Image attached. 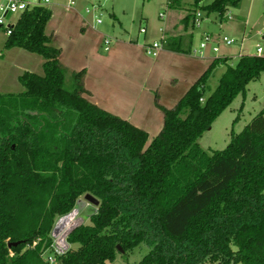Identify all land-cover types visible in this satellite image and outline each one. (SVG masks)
<instances>
[{
  "label": "trees",
  "instance_id": "trees-1",
  "mask_svg": "<svg viewBox=\"0 0 264 264\" xmlns=\"http://www.w3.org/2000/svg\"><path fill=\"white\" fill-rule=\"evenodd\" d=\"M240 1L201 10L223 19ZM50 18L47 8L23 13L4 43L43 61L41 74L18 77L21 93L0 94V264H47L55 220L85 195L99 204L69 234L58 264H107L117 246L126 253L141 244L149 252L139 264H264V107L222 151L197 144L264 74V57L214 59L172 109L155 95L163 126L146 146V132L86 98L85 70L65 68L45 34ZM180 40H161L162 48L181 52Z\"/></svg>",
  "mask_w": 264,
  "mask_h": 264
},
{
  "label": "rangeland",
  "instance_id": "rangeland-1",
  "mask_svg": "<svg viewBox=\"0 0 264 264\" xmlns=\"http://www.w3.org/2000/svg\"><path fill=\"white\" fill-rule=\"evenodd\" d=\"M49 1L50 4L58 2L61 5H66L68 2V0ZM74 1L76 3V7L74 8L79 12L78 14L82 19H86L87 21L92 19L93 23L95 17L101 19L102 25H95L97 28L94 31L107 35L114 40L119 39L132 43L138 42V44H143L145 42L149 44H152V42H159L161 36L159 30L164 27V23L165 25L175 24L177 28L182 29L185 26V23L182 21L185 16L194 15L195 19V14L200 13L201 22L199 27L192 26L191 22L188 23V25H190L189 31L192 35L191 52L189 55H174V57L172 56V59L175 62L172 63L171 61H163V54H160L157 58L146 56L144 58L140 52L137 56L135 55V58H132L128 62L131 67L140 63V67H137L136 69L144 67L146 72L153 74L152 77L150 74V78L145 82L146 86H150L156 82H162V86L158 90L159 93L167 89L172 92L171 99L167 101H172L174 92L179 94L182 91L183 86H185V83H191L200 75L192 69L194 61L203 60V62H200L203 68L202 73L208 68V63H205L204 61V57L208 51L210 56H222V58H227L231 65L235 64L239 49L241 50V54H245L244 56L264 57V39L263 36H261V31L264 29V0H241L239 7L236 9H229L225 13L223 19L216 14L206 15L205 12L201 10V7L209 5L213 0H198L197 3L195 0H172L174 3L172 7L169 5V0ZM92 6H98L96 12H93V14H85V7L91 9ZM62 9L63 8H60L61 15L72 14V12ZM160 14L164 15L163 19L159 18ZM238 16H241L243 19H248V26L246 29L244 26V31H242V33L241 31L238 33L235 30V22L237 20H234L235 17ZM16 17L17 16H9L6 17V20L8 22H14ZM141 28L146 30V35L140 33ZM204 30L208 32L206 33L208 35H218L220 38L226 36L234 39L235 43L227 46L219 41L217 44L219 51L218 53H213L210 50L212 44L205 42L204 40ZM242 36L244 38L243 41L241 39ZM6 38L7 35L5 31L0 28V84L2 82L8 83L5 87L0 88V90L21 92L23 91V88L15 79L16 74H21V65H19L20 61L14 59L15 57L11 55V52L4 48ZM115 42L116 41H114V44ZM201 43H205L206 48L201 50ZM257 48L262 50L260 55H256ZM199 50L202 51L203 56L197 55ZM31 55L41 63L39 66L30 70L33 73L41 74V64L43 60L35 54ZM169 65L176 67L177 70L169 69ZM225 68L226 66L222 64L212 71L206 84L207 88L205 97L216 88L218 80L223 74ZM200 70L202 69L199 68V71ZM191 71L192 73L189 76V80H187V77L185 76ZM174 75L177 76L172 79ZM9 79H11V81L14 80V82H9ZM171 79H177V85L171 86L168 84V81ZM141 82L142 81H139L138 84H141ZM15 84L18 88L15 87ZM263 107L264 74H261L257 79L247 85L244 95L238 94L230 106L213 122L211 127L203 133L201 138L197 141L198 146L207 153L222 151L230 141L231 132L238 134L251 118H253V116H255ZM154 137L155 135H148L147 143H150ZM96 208L95 205L86 201L83 196L77 199L73 210L78 213L79 217L84 222L87 223L89 216L95 213ZM54 229L56 228L53 227V230ZM148 252L149 248L146 245L141 244L132 251L117 253L115 260L107 264H139Z\"/></svg>",
  "mask_w": 264,
  "mask_h": 264
},
{
  "label": "crops",
  "instance_id": "crops-1",
  "mask_svg": "<svg viewBox=\"0 0 264 264\" xmlns=\"http://www.w3.org/2000/svg\"><path fill=\"white\" fill-rule=\"evenodd\" d=\"M71 1L74 2L73 6H70ZM172 6L173 4L170 3V7ZM74 7H76L74 0H68L66 5H61L58 2L50 4L49 1V5L46 7L51 12V18L45 27V34L50 38V44L61 50L59 57L61 64L69 71L79 72L85 70L84 87L87 91L86 98L90 102L106 112L129 122L136 128L143 130L147 135L157 136L163 126V114L155 105V95L157 96L156 102L159 106L165 109H172L180 98L184 96L189 87L203 74L202 64L200 63L203 62V60L194 61L192 65V69L200 75L191 83H185V86H183L179 94L174 92L172 101H167L172 97V92L167 88H165L167 90L159 93L158 90L162 86V82H156L150 86L145 85V82L150 78V74L151 77L153 76L152 73L146 72L144 67L136 69L140 67V63L131 67L128 62L132 58H135V55L137 56L140 52L144 58L145 56L157 58L160 54H163V61H171L172 63L175 62L172 59L174 55H189L191 52L192 36L189 31L190 25L185 23L184 28L181 29L177 28L175 24L165 25L164 23V27L159 30L161 33L159 42L165 39L180 37V46H177V48H180L181 52H171L161 48L152 56L146 53L145 48L151 47L154 42H152V44L147 42L138 44V42L132 43L119 39L114 40L107 35L97 33L94 31L97 28L95 26V21L93 23L92 19L90 21L82 19L78 14L79 12ZM60 8L72 12V14L61 15ZM234 21H236L235 30L238 33H240L239 31L242 33V31H244V26L245 29L248 26V19H243L241 16L235 17ZM99 25H102V21ZM144 31V33H140L146 35V30L144 29ZM206 33L208 32L204 30L203 35ZM216 37H218V35ZM241 39L242 41L244 40L243 36ZM105 41H108L107 45H105ZM114 41H116L115 44ZM215 41L218 42V39L215 38ZM8 51L15 57L14 59L20 61L21 74L15 75L16 82H18V77L20 75L24 72L33 73L30 69H34L41 63L38 59L24 50L13 48ZM244 55L245 54H241V50L239 49L237 60L240 56ZM216 58H222V56H210L208 51L204 57V61L208 63L209 66ZM227 65H231V63L227 62ZM168 68L177 70V68L172 65H169ZM199 68L202 70L199 71ZM191 73L192 71L188 73L189 75L187 74L185 76L187 80H189ZM176 76L177 75H174L172 79ZM172 79L168 81V84L171 86L177 85L178 80ZM139 81H142L141 84H138ZM9 82H14V80L11 81V79H9ZM7 84L6 82H2L0 88L5 87ZM15 87L18 88L16 84ZM21 92L0 90V94H19ZM147 145H149V143H146V146ZM65 222L66 215L58 217L55 220L54 227L58 230L63 227Z\"/></svg>",
  "mask_w": 264,
  "mask_h": 264
},
{
  "label": "built area",
  "instance_id": "built-area-1",
  "mask_svg": "<svg viewBox=\"0 0 264 264\" xmlns=\"http://www.w3.org/2000/svg\"><path fill=\"white\" fill-rule=\"evenodd\" d=\"M107 1V0H105ZM49 5V0H0V28H2L6 35L11 34V29L16 23V20L20 15L25 12H29L35 8H46ZM74 2H70V6H73ZM98 6H92L90 8H85V14H93L96 12ZM17 16L14 22H8L6 17ZM160 18H163V15H160ZM201 15L200 13L195 14V19L193 25L196 27L200 26ZM96 25L101 23V19L95 17ZM141 33H144V29L140 30ZM261 36H264V29L261 31ZM205 42L212 44L211 51L213 53H218L219 49L217 44L219 41L223 42L225 45L230 46L235 43L234 39L228 38L226 36L216 37L212 35H204ZM215 38L218 39V42L215 41ZM108 44V41H105V45ZM162 48L161 41L154 42L151 47H146L145 51L148 55H155V52ZM201 50L206 48L205 43L200 44ZM199 50L197 55L203 56L202 51ZM262 50L260 48L256 49V55H260ZM203 101V100H201ZM84 224V221L79 217L78 213L72 210L69 214L66 215V222L63 227L56 230H52L51 239L52 243L50 247L44 252V260L47 264H58V258L63 256L69 249L70 246L67 242L69 234L80 225Z\"/></svg>",
  "mask_w": 264,
  "mask_h": 264
},
{
  "label": "water",
  "instance_id": "water-1",
  "mask_svg": "<svg viewBox=\"0 0 264 264\" xmlns=\"http://www.w3.org/2000/svg\"><path fill=\"white\" fill-rule=\"evenodd\" d=\"M263 39H264V36H263ZM84 198H85L86 201H88L89 203L95 205L96 207L99 204V202L95 198H93L91 195H85ZM22 243H23V241H18V242L10 243V244H8V247L9 248H11V247H17V246H19ZM117 251L119 253H123L122 249H120L119 246H117Z\"/></svg>",
  "mask_w": 264,
  "mask_h": 264
},
{
  "label": "bare ground",
  "instance_id": "bare-ground-1",
  "mask_svg": "<svg viewBox=\"0 0 264 264\" xmlns=\"http://www.w3.org/2000/svg\"><path fill=\"white\" fill-rule=\"evenodd\" d=\"M62 226V225H61Z\"/></svg>",
  "mask_w": 264,
  "mask_h": 264
}]
</instances>
